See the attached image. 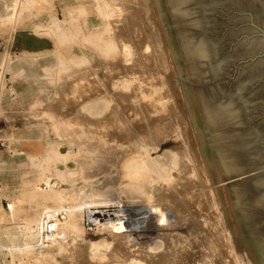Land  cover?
Masks as SVG:
<instances>
[{"label":"rangeland","instance_id":"1","mask_svg":"<svg viewBox=\"0 0 264 264\" xmlns=\"http://www.w3.org/2000/svg\"><path fill=\"white\" fill-rule=\"evenodd\" d=\"M82 1L37 0L32 6L33 8L24 11L23 18L15 26L9 23H0V64L5 59L7 65V67L0 68L1 70L4 69V75H6L4 86L0 87V146L7 148L8 152L21 155L20 157L27 161L26 166L11 167L10 169L0 163V172L13 171L6 174L4 179L0 181V206L2 207L0 208V264H23V260H31L35 249L31 250L32 253L30 254L20 251L13 254L5 249L2 244L11 243V239L8 237L10 235H13V241L17 244H24L27 240L23 232L22 222L25 220V217L32 212V209L36 210L35 208L38 209L43 203L45 204L47 198L44 196V193L47 189L43 188L42 185L44 184L54 182V188L58 193L61 192L63 196H67L66 202L68 203L79 201L78 199H81V197L84 199L83 197L85 196L83 195H88V193H90V195L101 194V199L104 195H107L106 197L109 196L108 199L110 200L108 202V199L104 197V199H106L102 200L104 202L100 203V208L98 207L101 210L110 209V211H115L113 209L120 207L119 202L121 203V201L123 202L126 199L125 202L130 204L145 203V201L146 203H150L151 201L153 202V200L156 201V199L162 200V198H160L162 194L159 193L158 189L163 186L165 187V184L155 180L156 172L148 174L149 176L140 175L138 180L137 178L132 180L128 175V177H126L125 165L122 164L121 166L120 162L118 163V159L121 157L122 152H130L131 150L128 137L120 138L119 141H121V139L122 141L117 143L119 142L117 141L118 138H116V140L115 138L110 140V137L108 138V136H105V138L107 137L108 139H105V141L109 143H105L104 147L106 148L103 150L104 153L102 152L103 155H100L98 158L94 156V150L91 151L90 148L83 144V139H85L83 129H87L90 125H86L83 121L84 119L80 116L94 114L84 110L83 106L85 101L88 97L92 99V97L112 96L111 86L116 75L118 80L122 78L121 71H118L120 73L117 74L116 69H113V65L114 67H131L133 64L129 72L131 71L132 74H134L135 72L144 71L141 74L140 72L137 73V75L139 77L143 75V79L148 81V83L150 82L149 86L153 88L150 89V92L156 96L158 95L156 99L160 101L159 106H162L160 112H149L150 114L148 113L145 115H147V117L149 115L161 117L163 118L162 120L166 118L162 124L164 126L161 125L162 128L159 127L158 129V132L160 131L159 133H161L160 147L153 152V156H160L158 161L160 167H155V170L160 171L161 168L171 160L170 152H164L165 149H171L174 154L177 155L181 170L185 165H192V168L195 169V171L192 170L195 180H197V176L198 178L200 177L199 179H201L202 176L198 172L196 165L198 161L195 162L193 160L190 151L195 152L198 147L199 151L201 150V155L199 156V158H201L200 160L204 161L206 167L208 166L207 176L208 178L210 177V179H207V183L206 177L203 176L205 179V187H202L204 184L202 185V183L199 182L200 185L196 190L197 193H201L195 196L196 204L194 209L196 210L197 207L196 212L198 214L196 213L194 216L189 217V219H185L184 221L187 224H184L181 229L183 234L181 237L185 238L186 236L185 239L183 238L184 240L189 236L190 246L188 247V239L184 241L180 237L181 243H179L181 250L183 248L181 253L184 255V258H182L184 260L188 259V263L181 260L183 263L180 261V264L192 263V259L202 256V250L204 249L209 252L210 255L208 264L212 262L214 264H258L250 252V250H253L254 240L244 224L217 140L194 79L168 0H110L116 7V10L121 13H125V6H128L131 2V5H134L130 6L131 8L133 7V9H136L138 6V8H142H140V13L142 11V15L138 11L133 13V15H135V13L138 12V14L141 15L139 16L142 18L141 21L136 18L137 14L135 15L136 17L131 16L128 18L127 23H130V20H132L137 27L135 26L134 28L136 29V31L134 30L135 33H130L132 40L129 42L131 43L125 45V52H130L129 58L127 60L121 59L122 62L117 60V66L115 62H113L114 59H117L115 57L117 52L114 53L113 51H106L104 48H101L94 37L93 32L102 24L97 23L94 26L87 24V15L88 17L90 15L93 16L90 0H88L89 3L87 0ZM81 2L82 4H80ZM127 2L130 3L127 4ZM53 10L61 19L66 16L65 14L68 15V10H73V16L67 20L66 24H63L64 26L62 28L51 30V11ZM93 18L94 17H92V19ZM133 23L128 24V27H130V25L133 26ZM141 24L145 25L147 29L144 28V30ZM150 25L151 29L149 27ZM140 26L142 27L141 29L144 30V35L147 34V36H149L146 41L151 44L150 46L153 44V47L147 49V43L141 45V43L139 44L138 38L135 40V34H137V29H139ZM83 28L87 33L83 32ZM93 29L95 30L92 32ZM143 30H141V32ZM150 30L151 32L149 33ZM156 32L157 34L159 33V36H156ZM89 35L90 38H86ZM156 37L159 38L156 39ZM118 43L120 44L118 51L121 52L123 49V41L120 39ZM83 45L86 46V49H84ZM153 51H155V55L157 52L156 56L159 57V59L157 58L158 63H156V60H153L154 56L153 59L149 57L150 53ZM112 62L114 64H112ZM145 72L148 73L146 74ZM14 75H16V78H13ZM135 75L132 79V84L135 82L137 84L139 80H141ZM147 75L150 81L149 79L147 80ZM135 78L139 80L137 79L134 82ZM101 79L103 80L100 81ZM152 83H154V85ZM157 83H159V85ZM12 86H14L16 90L12 91ZM108 86L110 89L107 88ZM96 90L101 91V94L91 95L97 93ZM155 91L157 94L154 93ZM164 92H166V96H164ZM153 94L151 95L153 96ZM159 97H161L160 100ZM56 99L61 102L59 103L60 105L57 104L58 102ZM133 100L136 102L140 101L136 97L133 98ZM122 101L126 103L128 100L123 99ZM54 103L56 104L55 106ZM112 106H115V101H113L109 110L105 109L106 111L104 110L101 115H111L110 110ZM128 111H123L122 115L126 116L128 115L127 113H135L133 110ZM161 113L165 117L160 115ZM136 114L137 113H135V115ZM74 115L76 117H74ZM76 118L82 123L79 122L77 124L78 120H76ZM112 124L120 125L126 129H129L130 126L129 121L122 124L121 121L115 120ZM73 126L75 129L77 128L78 132L67 133V129L74 130ZM91 127L96 129L95 126ZM102 127L101 129L103 131L108 132L109 127L106 125ZM155 140V143H157L158 138H155ZM69 141L76 142L77 152L70 157L61 158L54 156L62 153L57 143H62L61 145H64ZM56 145H58L57 149L53 151V147ZM82 147L84 151L80 149ZM192 148L195 149L192 150ZM106 153L109 154L111 160L108 159L109 156L106 155ZM114 154L117 157H115ZM113 156L115 158H113ZM90 162L92 163L90 164ZM199 162L198 164H200ZM142 176L148 179H144ZM199 179L197 181H199ZM128 182H134L133 187L131 186L132 183L130 185ZM129 186L131 188H129ZM106 189L109 190L106 191ZM97 190H99V193ZM102 190L104 192H109V194L113 191L112 194L115 197L112 194H106V192L104 194ZM204 190L206 192L205 195H203ZM78 191L79 193H77ZM81 191L85 192L82 193ZM86 191L88 193H86ZM3 198H5V206L1 203ZM111 198L113 199L112 201ZM122 198L125 199L123 200ZM82 199L80 203H83ZM146 199H151V201L147 202ZM105 202L109 204H104ZM167 202H165V206L172 207L170 202L169 205L166 204ZM34 204H36V206ZM88 208L85 207L83 210L84 224L86 227L85 232L86 235L96 238L98 237V233L94 232L100 230L101 227H99L97 223H91L92 229H89L86 223ZM188 220L189 223L186 222ZM9 232L11 233L10 235ZM186 233L189 235L187 236ZM125 234L123 238L128 242L126 244L128 247L125 245L128 254L129 252H134L131 255L140 258L139 260L141 261L144 258L145 260L143 259L142 261L143 263L146 262L144 264H147V262L149 264L151 259L154 258L152 254H155L158 247L159 251L162 248L161 245H157V248H150L151 251H154L151 253L143 242H141L142 244L140 243L142 246L137 244L139 243V236L135 234ZM101 235H104V233ZM205 238L207 239L205 240ZM131 244L133 246H131ZM206 246L208 247L206 248ZM116 247V244L108 247V253ZM135 247L137 248L135 249ZM138 249L145 253L143 254L142 251ZM38 250L37 248L35 252H38ZM135 250H138V252ZM157 252L158 251H156V253ZM69 254L70 252L68 251L67 253H57L55 255L57 264H73L71 261L73 255L71 256V254ZM135 254L137 256H135ZM113 258V255L108 256L109 260ZM108 259L106 260L108 261Z\"/></svg>","mask_w":264,"mask_h":264},{"label":"bare ground","instance_id":"2","mask_svg":"<svg viewBox=\"0 0 264 264\" xmlns=\"http://www.w3.org/2000/svg\"><path fill=\"white\" fill-rule=\"evenodd\" d=\"M36 1L37 0H0V23L1 22L2 23H9V24H12L13 26H15L23 18L24 11H26L28 9L30 10L31 8H33L32 6L35 4ZM87 1H85V2H87ZM82 2L80 4H82ZM90 2H91V8H92V15L93 16L90 15L88 17V15H87V17H86V18H88V19H86L87 24H90L91 26H94L97 23L102 24L100 27H98L96 29L95 32H93L95 29H93L92 32L94 34V37L96 38L97 44L99 46H101V48H104L106 51H113L114 53L117 52L116 56H115L117 59L112 58V59H114L113 62H115L116 66H117L118 61L122 62L121 59L127 60L129 58L130 52L129 51L125 52V45H127V43H131V42H129L132 40V36L130 33H135L134 30L136 31V29H134V28H135V26L137 27V25H134L132 20H130L133 23L134 27L132 25H130V27H128L129 26L128 24H132V23L131 22L127 23V22H128V18H130L131 16H135L136 14H137L136 15L137 17L136 16L135 17L138 18L139 21L142 20V18L140 17L142 15L141 14L142 11L140 13L141 7L138 8L139 6L138 7L136 6L137 8L135 7L136 9H133V7L132 8L130 7V6H134V5H131L132 2L131 3L127 2V4L128 3H130V4L128 6L127 5L125 6V13H123V12L121 13L120 11L116 10V7L114 6L113 3L110 2V0H90ZM88 3H89V1H88ZM135 11H138L141 15L138 14V12H136L135 15H133V13ZM67 12H68V15L65 14L66 16L63 19H61L56 14V12H54V10L51 11V18H52L51 26H50L51 30H55L56 28L57 29L62 28L64 26L63 24H66L67 20L69 18H72L73 10H70V11L68 10ZM92 17H94V18L92 19ZM94 19H95V21H94ZM138 19H137V21H138ZM141 25L143 26V29L146 28L145 25H143V24H141ZM149 27L151 29V25ZM141 28L142 27L140 26V28L137 29V32H136L137 34H135L136 38L134 37L135 40H137V38H138L139 44L141 43V45L143 43H147V46H146L147 49L149 47H153V44H152V46H150L151 44H149V42L146 41L149 38V36H147V34L144 35L145 29L143 30ZM141 30H143V31L141 32ZM83 32L87 33V31H85L84 28H83ZM88 32H91V31H88ZM150 32H151V30L149 31V33ZM155 34H157V32ZM158 34L156 36H159ZM86 38H90V35ZM157 38H159V37H156V39ZM120 39H121V41H123V44H122L123 49L121 52L118 51V49L120 47L118 40H120ZM83 47H84V49H86L85 45H83ZM155 51L150 53L149 57H151V59H153V56H154L153 60H156V63H158L159 57L156 56L157 52H156V55L154 54ZM134 53H136V52H134ZM113 62H112V64H114ZM130 65H128V66H130ZM122 66H123V63H122ZM132 66L131 67H124V66L123 67H118V66L114 67V65H113V69L114 70L116 69L117 74L120 73L118 71H121L122 78L121 79L119 78L120 80H118L116 78L117 75H116V77L114 76L115 74L113 75L115 77V80L111 86V93L112 94L111 93L110 94L112 96H110V97H107V96L92 97L91 96L92 99H90V97H88V99L85 101V103L83 102L84 103V106H83L84 110H86L89 113H94L93 115L89 114L88 116H86V115L80 116V117H82V119H84L83 121H84V123H86V125L87 124L90 125L87 129H85V130L83 129V132L85 133V134L83 133L84 138H85V139H83V142H84L83 144H84V146L86 145L88 148H90L91 151L94 150L93 154H94V156H96L98 158L100 155L101 156L103 155V153H104L103 150L106 148V147H104V145L106 142H108V141H105V139H107V137L105 138V136H108V138L110 137V140L112 138H115V140H116V138H118L117 141H119L120 138L128 137L130 140V145H131L130 152L123 151L121 154V157H119V159H118L119 161L117 159L116 160L118 161V163L120 162L121 166H122V164L125 165L126 171L125 170L124 171L126 172V177L129 176L132 180H135V178H137V180H138V177H140V175L149 176L148 174L156 172L155 180L159 183L161 182V183L165 184V187L163 186V187H160L158 189L159 193L162 194V196H160V198H162V200L158 199L159 200L158 201L156 199V201H154L152 199L153 200V202H152L151 199L150 200L146 199L147 202H149V201H151V202L146 203V201H145V203L142 202L139 204H130V203L125 202L127 200L126 199L123 202L121 201V203L119 202L120 207H118L117 209H113L115 211H110V209L101 210V209H99L100 208L99 206H101L100 203L104 202L102 200H105L106 198L108 199L109 196L106 197L107 195L105 196L104 194L109 189L108 190L106 189L105 192L102 190V192H104V194L103 193L102 194L104 195V197H106L105 199H104V197L101 199V197H102L101 194H100L101 196L98 194H96V195L91 194L90 195V193H88L89 192V190H88V192L86 191V193H88V195H83V196H85V197H83L84 199H82V197H81L83 203H80L81 199H78L79 201H74L72 203H68V202H66L67 196L66 197H65V195L63 196V194L60 191H59L60 193H58L57 190L54 188V185H55V184H53L54 182L44 184V185H42L43 188L47 189V190H45V193H44V196H46V198H47V200L45 199L46 200L45 204L43 203V205L41 207H38V209L35 208L36 210H33L31 208L32 212L29 215H27V217H25V220L22 222L23 223L22 227L24 229L23 232L25 233L27 240L24 242V244H17L13 241V235H10L11 233L9 232L10 236H8V237L11 239V243L5 244V245L2 244V246H4L5 249H7L9 252H11L13 254L17 251L30 254V253H32L31 250H33V249L36 250L37 248L39 249L38 252H35V250H34V253H36V254H34V253L32 254L31 260H26V261L23 260L22 261L23 264H57V261H56L57 259H56L55 255L57 253H61V252L67 253V251L70 252L71 256L73 255V259H71L73 264H142L143 263L142 261L144 258L141 261V260H139L140 258L133 257L131 255L134 253L133 251H132L133 253L129 252V254H128V250L126 248V246H127L126 244L128 242L125 241L123 238L125 233H126L125 235L135 234V235L139 236L138 237L139 243H137V242L136 243L139 246H142V245H140V243L143 242L147 246V248H149V251H151L150 248H154V247L157 248V245L162 246V248L160 247L161 248L160 251H159V249H158L159 247H158L156 249V251H158V252L156 253V251H155V254H152L154 258L152 257L153 259H151L149 264H180V261L184 260L183 259L184 255H182V253H181L183 248L181 250V247H180V243H181L180 240L184 238V237L183 238L181 237V236H183L181 229H182L184 224H187V223H185L184 220L189 219V217H192L197 213L196 212L197 207H196V210L194 209L195 204H196V199H195L196 197L195 196H197L198 194H201V193H199V192L197 193L196 190H197L198 186L200 185L199 182H201L202 185L204 184L203 186L201 185L202 187H205L204 177H206V181H207V179H210V177L208 178V176H207L208 166L206 167V165H204V161L200 160L201 158H199V156L201 155L200 154L201 150L199 151L198 147L196 148L197 151H195V152L190 151V155L193 157V160L195 162L200 161L199 162L200 164H198V162H197L196 165L198 168V172L201 174L202 177H201V179H199L200 177L198 178V176H197V180L199 179V181H197V180H195V176L192 174V170L195 171V169L192 168V165H190V164L185 165L183 167V169L181 170L179 158L177 157V155L174 154L173 150L165 149L164 152H170L171 160L169 163L165 164L161 168L160 171L155 170L156 169L155 167H158V168L160 167L159 166L160 163L158 162L160 156H153V152H154V150L159 149V147H160L161 133H159L160 131L158 132V129L164 123L163 121L166 118L164 120H162L163 118H161V117L150 116V115L147 117V115H145V114H148L149 112H154V113L160 112L162 106L161 107L159 106L160 101H158V99H156L158 97V95L156 96L150 92L151 91L150 89H153V88H151L152 86L151 87L149 86L150 82L148 83V81L143 79V75H141L140 77L137 75V73H139L140 71L138 69H135L136 67L133 68L134 70L139 71V72H135L137 76L135 75V73L132 74L131 71H130L131 73L129 72V70H131ZM1 67H7L5 59L1 62L0 68ZM134 70H133V72H134ZM111 71H112V69H111ZM143 72L144 71L140 72V74ZM145 73L147 74L148 72H145ZM4 74H5L4 69L3 70L0 69V87L4 86V84L6 82V75H4ZM134 75L141 79V80H139L137 78L139 80V82L137 84L135 82V80H137V79L136 78L134 79V82H135L134 84H136V85L132 84V79L134 78ZM109 77H110V75H109ZM145 77H146V75H145ZM147 77H148V75H147ZM13 78H16V75H14ZM148 79H149V77L147 78V80ZM102 80L103 79H101L100 81H102ZM149 81H150V79H149ZM152 84L154 85V83H152ZM157 84L159 85V83H157ZM155 86H153V87H155ZM107 88H109V86ZM11 89H12V91L16 90L14 86H12ZM154 90H155V88H154ZM96 91H97V93L91 94V95L94 96L97 94H101V91H98V90H96ZM108 91H110V90H108ZM157 91H159V90H157ZM152 92H153V90H152ZM154 93L157 94L156 91ZM158 93L160 94V92H158ZM164 93H165L164 96H166V92H164ZM151 94H153V96ZM160 95H162V94H160ZM135 97L137 99H139L140 101H137V102L134 101L133 98H135ZM153 98H155V99H153ZM160 98L161 97H159V100H160ZM123 99H127L128 101L126 103H123V101H122ZM163 99H161V100H163ZM56 101L58 102L57 104L61 103L58 101V99H56ZM113 101H115V106L111 107L112 108L110 110L111 115H106V114L101 115L105 109L109 110V107L113 104ZM55 105L56 104L54 103V106ZM160 105H162V104H160ZM120 106H121V108H120ZM128 110H133L137 114L135 115V113H133V114L127 113L128 115H126V116L122 115L123 111L126 112ZM68 113H70V112H68ZM71 115H73V114H71ZM160 115H163V114L161 113ZM74 117H76V116L74 115ZM64 118L67 119L66 117H64ZM61 119H62V117H61ZM82 119H81V121H82ZM73 120H74V118H73ZM76 120H78L77 121V124H78L80 121L78 118H76ZM115 120L121 121L122 124L129 121L130 122L129 129H126L120 125L119 126L114 125L115 123L112 124L113 122H115ZM74 122H76V121H74ZM80 123H82V122H80ZM103 125H106L107 127H109L108 132L107 131L105 132L102 130ZM91 126H95L96 129H93L94 127L92 128ZM162 126H164V125H162ZM101 127H102V129H101ZM104 128H106V127H104ZM67 130H68L67 133H70V132L74 133L76 131L78 132L77 128L75 129V127H74V130H69V129H67ZM80 131H82V130H80ZM155 138L156 139L158 138L157 143H155V141H156ZM115 140H114V143H115ZM121 141H122V139H121ZM121 141H119L117 143H120ZM194 142L195 141L193 140V143ZM124 143H125V141H124ZM57 144H59V148L62 151V153L56 154L54 156H58L61 158L70 157L71 155H73L78 150L77 146L75 145L76 142H74V141H69L67 144L65 143L64 145H61L62 143L61 144L57 143ZM110 145H112V144H110ZM57 146L58 145L53 147V151L57 149ZM115 147H117V146H115ZM111 148H113V147H111ZM80 149H83V151H84L83 147ZM193 149H195V148H192V150ZM113 152H114V150H113ZM106 155L109 156L108 153H106ZM114 156L117 157L115 154H114ZM114 156H113V158H115ZM39 157H41V156H39ZM86 157H88V156H86ZM105 157H107V156H105ZM110 158L111 157L109 156L108 159L111 160ZM92 162H93V160H92ZM92 162H90V164ZM112 162H113V160H112ZM85 165H86V163H85ZM74 172H76V171H74ZM123 174H124V172H123ZM142 177L144 178V176H142ZM145 178H147V177H145ZM125 181H126V179H125ZM196 182H198V183H196ZM131 183H132V185H131ZM131 183H129V184L133 187L134 182H131ZM207 183H208V181H207ZM143 184H144V182H143ZM104 187H106V186H104ZM129 188H131V187L129 186ZM99 190H97L98 193H99ZM210 191H212V190H210ZM81 192L84 193L85 191L84 192L81 191ZM111 192L113 193V191H111ZM77 193H79V191ZM107 193L109 194V192H106V194ZM111 194H109V195H111ZM205 194H206V192L204 190L203 195H205ZM77 195H79V194H77ZM72 197H74V196H72ZM44 198H42V199H44ZM120 199H118V200H120ZM109 200L110 199H108L107 201L109 202ZM112 200L113 199L111 198V201ZM108 202H105L104 204H107ZM165 202H167L166 204H168V205L170 202L172 207H170V206H168L170 208L166 207ZM34 205L36 206V204H34ZM85 207L86 208H88V207L89 208H95V209H89L88 208V214H89L88 216L90 217V219L94 223L99 224V227H101L100 230L94 232V233H98V237H96V238L93 236L86 235V232H85L86 227L84 224V214H83V210L85 209ZM0 208H2V207L0 206ZM201 211H202V209H201ZM47 214H49V215L51 214V216L55 217L56 237L52 241L51 244L40 245L37 243V238L40 235V228H41L42 224L44 223V220H45V217ZM202 214H204V213H202ZM202 217H203V215H202ZM206 219H207V217H206ZM186 222L189 223V220ZM103 233H104V235H101ZM188 235L189 234H187V236ZM180 237H181V239H180ZM188 237H187V239H188ZM185 238H186V236H185ZM207 238H209V237H207ZM207 238H205V240ZM192 239H193V237H192ZM192 239H190V240H192ZM186 240H184V241H186ZM188 241H189V239H188ZM113 244H116L117 247L115 249L111 250L110 253H108L109 249H107V248ZM137 244H136V246H137ZM182 244H183V242H182ZM188 244H189L188 245V247H189L190 241ZM131 246H133V245L131 244ZM208 246H206V248ZM188 247H187V249H188ZM136 248L137 247H135V249ZM138 250L137 251L135 250V251L138 252ZM145 250H147V249H145ZM152 250H154V249H152ZM189 250H191V249H189ZM139 251H142V250H139ZM152 252H154V251H151V253ZM202 252H203L202 256L201 257L198 256L199 258H195L196 256L193 253V255L195 256L194 257L195 259H192L191 260L192 263H190V264H208V260H209V256H210L209 252H207L205 249L202 250ZM142 253H143V251H142ZM136 254H135V256H137ZM146 254H147V251H146ZM66 255H68V254H66ZM109 255H113L114 258L112 260L111 259L109 260L108 259ZM147 255H146V257H147ZM193 255H192V257H193ZM188 256H190V255H188ZM148 257H149V255H148ZM186 258H188V257H186ZM106 259H108L109 262ZM187 260H184V261L187 262ZM66 261H68V260H66ZM182 261H181V263H183ZM144 263H146V262H144ZM147 264H148V262H147ZM210 264H214V263L212 262Z\"/></svg>","mask_w":264,"mask_h":264},{"label":"water","instance_id":"3","mask_svg":"<svg viewBox=\"0 0 264 264\" xmlns=\"http://www.w3.org/2000/svg\"><path fill=\"white\" fill-rule=\"evenodd\" d=\"M250 252L264 264V0H168Z\"/></svg>","mask_w":264,"mask_h":264},{"label":"built area","instance_id":"4","mask_svg":"<svg viewBox=\"0 0 264 264\" xmlns=\"http://www.w3.org/2000/svg\"><path fill=\"white\" fill-rule=\"evenodd\" d=\"M88 212V211H87ZM86 215V223L88 224L89 229H92L91 223H94L90 217ZM56 237V227H55V217L51 216V214H47L40 228V235L37 238V243L40 245L51 244L52 241Z\"/></svg>","mask_w":264,"mask_h":264},{"label":"crops","instance_id":"5","mask_svg":"<svg viewBox=\"0 0 264 264\" xmlns=\"http://www.w3.org/2000/svg\"><path fill=\"white\" fill-rule=\"evenodd\" d=\"M21 155H16L15 153H11L7 151V148L1 147L0 146V163L4 164L6 168H11V167H21V166H26L27 161L26 159L20 157ZM10 172L13 171H7V172H0V181L1 179H4L6 174H9ZM1 183V182H0ZM1 203L3 206H5V198L1 200ZM1 205V204H0Z\"/></svg>","mask_w":264,"mask_h":264}]
</instances>
